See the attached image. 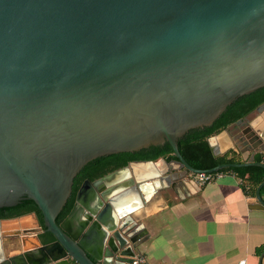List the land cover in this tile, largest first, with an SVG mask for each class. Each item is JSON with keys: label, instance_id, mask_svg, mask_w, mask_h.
Masks as SVG:
<instances>
[{"label": "water", "instance_id": "water-1", "mask_svg": "<svg viewBox=\"0 0 264 264\" xmlns=\"http://www.w3.org/2000/svg\"><path fill=\"white\" fill-rule=\"evenodd\" d=\"M263 86L264 0H0V207L32 199L53 236L43 243L34 232V243L30 230L16 231L22 251L6 257L0 232V264L142 255L146 210L163 189L199 172L264 168L254 161L264 156V102L253 111L260 120L239 121L247 161L197 169L177 145ZM165 141L176 159L133 160L84 180L56 223L83 165Z\"/></svg>", "mask_w": 264, "mask_h": 264}, {"label": "crops", "instance_id": "crops-1", "mask_svg": "<svg viewBox=\"0 0 264 264\" xmlns=\"http://www.w3.org/2000/svg\"><path fill=\"white\" fill-rule=\"evenodd\" d=\"M248 117L251 122L261 119L256 112ZM242 128L241 122H235L214 135L219 155L248 160L251 151L244 150L238 138ZM254 161L264 162V156L255 152ZM155 167L165 170L166 165L157 162ZM187 179L163 189L160 199L146 210L147 238L141 245L146 264H237L240 259L264 264V206L256 199L258 186L233 171L217 172L201 185L193 174ZM259 195L264 204V190L259 189ZM16 219L0 221L6 257L22 251L19 240L10 234L30 230L28 237L35 243L31 235L39 231L31 214L19 217L21 225Z\"/></svg>", "mask_w": 264, "mask_h": 264}, {"label": "trees", "instance_id": "trees-1", "mask_svg": "<svg viewBox=\"0 0 264 264\" xmlns=\"http://www.w3.org/2000/svg\"><path fill=\"white\" fill-rule=\"evenodd\" d=\"M263 102L264 86L235 99L210 125L192 129L179 138L177 145L180 154L189 165L202 170L211 169L218 164L242 162L235 158L234 155L230 156L228 153L214 156L208 144V138L219 133L229 125L239 122L244 117L251 114L255 108ZM160 158H164L167 161L176 159L172 147L167 141L163 144L150 145L132 152H117L90 160L83 165L74 176L71 193L58 212L55 218L56 223H59L70 212L75 201L76 192L83 180L100 177L108 172L125 166L129 161H157ZM221 171H233L239 177L248 181L253 187H257L264 179V168L259 165L224 167L213 172ZM263 190L264 185L260 188V191ZM29 212L34 213L40 226L44 229L45 226L42 214L38 206L32 199L28 198L19 201L13 206L0 207V219L13 218ZM52 240L53 236L49 232H45L41 235L42 242Z\"/></svg>", "mask_w": 264, "mask_h": 264}, {"label": "built area", "instance_id": "built-area-1", "mask_svg": "<svg viewBox=\"0 0 264 264\" xmlns=\"http://www.w3.org/2000/svg\"><path fill=\"white\" fill-rule=\"evenodd\" d=\"M217 172H199L193 174L195 181L201 185L211 181ZM126 264H146L145 259L142 255H138L132 259L131 262ZM237 264H247L245 259H240Z\"/></svg>", "mask_w": 264, "mask_h": 264}, {"label": "flooded vegetation", "instance_id": "flooded-vegetation-1", "mask_svg": "<svg viewBox=\"0 0 264 264\" xmlns=\"http://www.w3.org/2000/svg\"><path fill=\"white\" fill-rule=\"evenodd\" d=\"M127 165V164H126ZM121 168V167H120ZM119 169V168H118ZM117 170V169H116ZM113 171H115V170H113ZM112 172V171H111ZM108 173H110V172H108ZM108 173H106V174H108ZM106 174H104V175H106ZM104 175H102V176H104ZM102 176H100V177H102ZM100 177H97V178H100ZM97 178H95V179H97ZM95 179H89V180H95ZM86 180V179H85ZM84 181V180H83ZM28 214H34V213H31V212H29V213H26V214H23V215H20V216H17V217H13V218H6V219H16V218H19V217H21V216H25V215H28ZM2 220H5V218H1L0 219V221H2ZM38 232V233H37ZM36 233H37V235H38V238H39V240L41 241V235L43 234V233H45V232H43V229H42V227L40 226V228H39V231H37ZM40 233V234H39ZM13 236H16V238L18 239V235H13ZM42 242V241H41ZM49 242V241H48ZM43 243H45V242H43Z\"/></svg>", "mask_w": 264, "mask_h": 264}, {"label": "rangeland", "instance_id": "rangeland-1", "mask_svg": "<svg viewBox=\"0 0 264 264\" xmlns=\"http://www.w3.org/2000/svg\"><path fill=\"white\" fill-rule=\"evenodd\" d=\"M31 217H33L34 218V220H35V223L37 224V221H36V219H35V216H34V214H31ZM19 220V218H17L16 219V223L18 224V225H21V223L18 221ZM18 221V222H17ZM23 225V224H22Z\"/></svg>", "mask_w": 264, "mask_h": 264}]
</instances>
